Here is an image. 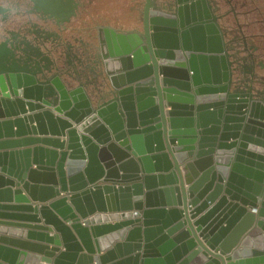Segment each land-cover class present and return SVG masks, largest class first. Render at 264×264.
<instances>
[{
	"label": "water",
	"instance_id": "95a60500",
	"mask_svg": "<svg viewBox=\"0 0 264 264\" xmlns=\"http://www.w3.org/2000/svg\"><path fill=\"white\" fill-rule=\"evenodd\" d=\"M176 2L97 34L93 102L0 45V264H264V113Z\"/></svg>",
	"mask_w": 264,
	"mask_h": 264
},
{
	"label": "flooded vegetation",
	"instance_id": "af4514ba",
	"mask_svg": "<svg viewBox=\"0 0 264 264\" xmlns=\"http://www.w3.org/2000/svg\"><path fill=\"white\" fill-rule=\"evenodd\" d=\"M178 6L176 0H0V45L14 59L25 57L15 47L40 46L51 73L39 81L55 75L66 91L81 87L93 102L104 85L97 34L143 36L147 28L151 35ZM187 6L189 26L202 27L196 36L219 49L229 93L264 113V0H187Z\"/></svg>",
	"mask_w": 264,
	"mask_h": 264
},
{
	"label": "crops",
	"instance_id": "0c3cea01",
	"mask_svg": "<svg viewBox=\"0 0 264 264\" xmlns=\"http://www.w3.org/2000/svg\"><path fill=\"white\" fill-rule=\"evenodd\" d=\"M50 201H51V200H50ZM50 201H48V202H50ZM48 202H47V203H48ZM47 203H46V204H47ZM37 204H38V203H37ZM65 224H66V225H69L67 222H65ZM50 235H52V234H50ZM61 250H62V249H61ZM82 253H84V252H82Z\"/></svg>",
	"mask_w": 264,
	"mask_h": 264
},
{
	"label": "bare ground",
	"instance_id": "6f19581e",
	"mask_svg": "<svg viewBox=\"0 0 264 264\" xmlns=\"http://www.w3.org/2000/svg\"><path fill=\"white\" fill-rule=\"evenodd\" d=\"M190 13V12H189ZM193 14V13H192ZM192 18V17H191ZM151 30V29H150ZM66 225V224H65Z\"/></svg>",
	"mask_w": 264,
	"mask_h": 264
}]
</instances>
